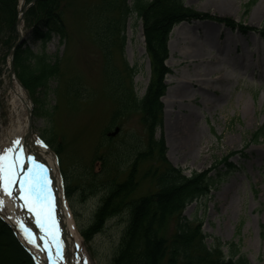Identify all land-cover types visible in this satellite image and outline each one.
<instances>
[{
  "label": "rangeland",
  "instance_id": "1",
  "mask_svg": "<svg viewBox=\"0 0 264 264\" xmlns=\"http://www.w3.org/2000/svg\"><path fill=\"white\" fill-rule=\"evenodd\" d=\"M76 1L57 2V11L65 15L69 34L74 33L71 41H62L57 35L43 50L31 33L27 35L30 50L45 51L60 59L62 74L51 79L47 89L31 93L35 104L32 126L36 134L49 141L52 135L47 129L52 128L65 142L58 153L60 167L66 187L74 184L70 205L84 252L90 264H111L125 228V215L105 219L100 231L94 232L88 240L84 238L82 229L92 223L103 192H88L89 195L82 197L80 184L103 170L102 160L96 155L102 134L103 139L106 135L112 138L119 149L128 135L147 141L149 133L143 115L135 111L126 118L124 130L118 121H111L115 105L102 87V72L109 59L116 58L123 66L125 57L129 64L138 67L134 81L142 96L150 79L154 78L153 65L141 19L136 16L129 19L123 43L113 34L121 45L119 51L110 45L112 57L103 50V40L99 42L95 34L90 38V34L74 22ZM82 1L92 2V7L96 3V0ZM182 1L196 13L192 21L175 25L171 32L169 56L165 61L171 73L166 76L168 87L162 98L163 109L153 140L164 138L167 155L188 175L210 170L217 164L218 169L226 171V162L222 161L234 154L229 158L232 164L227 173L218 174L219 180L210 185L208 197L193 201L185 213L189 218L202 221L207 242L219 238L226 250L227 243H240L252 264H264V137L258 143L252 141V133L264 124V0ZM250 1L254 3L246 8ZM204 15L217 21L195 19L206 17ZM226 18L234 20L236 26L226 23ZM28 30L24 27L26 34ZM9 35L13 38L14 32L5 34L0 46V141L3 128L9 125L10 114L1 95L5 90L4 78H9ZM79 75L85 79L76 89L85 96L74 102V92L69 94V88L74 91V77ZM106 83L105 79L104 87ZM55 105L58 107L54 118L48 121L42 115V108L49 107L52 111ZM26 114L21 107L22 119ZM183 115L187 120L186 135L182 131ZM127 128L129 130H125ZM132 162L127 159L119 164L115 178H123ZM218 169H213L211 174L215 176ZM142 172L143 169L139 177ZM149 184L148 179L142 180L135 195L149 191Z\"/></svg>",
  "mask_w": 264,
  "mask_h": 264
},
{
  "label": "trees",
  "instance_id": "2",
  "mask_svg": "<svg viewBox=\"0 0 264 264\" xmlns=\"http://www.w3.org/2000/svg\"><path fill=\"white\" fill-rule=\"evenodd\" d=\"M18 0H0V42L5 34L15 32ZM58 0H37L26 13L29 27L33 26L32 38L40 39L45 45L52 32L61 36L68 33L64 14L57 11ZM78 0L74 3V22L90 30L105 51L110 45L120 49L121 43L112 36L116 34L122 43L128 18L138 14L144 22L148 52L152 61L154 78L147 94L140 98L134 91V74L137 67L131 66L125 57L121 66L116 58L109 59L103 69L105 91L112 99L115 111L112 121L127 117L132 112L142 114L149 139L146 141L128 135L118 149L112 138L105 136L97 146V157L102 160L100 175H91L82 184L83 192H103L101 202L94 214L92 224L84 230L88 240L100 231L105 219L125 215V228L111 264H250L244 255L236 257L239 250L225 255L220 242L208 245L204 239L201 223L183 214L187 203L206 194L200 180L211 182L212 177L196 173L188 177L180 168L167 161L163 141H154V130L160 122L163 103L160 98L165 89L164 77L168 69V34L172 25L184 18L192 17L196 10L182 4V0ZM247 6H250L249 3ZM92 7V8H91ZM109 36H107V35ZM110 38L112 40H110ZM13 42L9 35L8 46ZM123 49V46L121 47ZM110 55L111 52H110ZM114 57V55H112ZM18 74L33 91L46 86L48 80L59 74L56 61L45 53H35L20 48L16 55ZM110 79V80H109ZM85 96L74 88V100ZM264 126L253 133L255 141L264 134ZM104 137V136H103ZM106 142L105 144L103 143ZM103 150V153L98 151ZM157 155V166H148L145 176H150L157 189L148 196L133 197L138 190L139 170L145 159ZM131 159L130 168L123 178H115L118 165ZM116 161V162H115ZM149 180V179H148ZM87 184V185H86ZM78 187V186H77ZM0 264H33L22 249L11 229L0 221Z\"/></svg>",
  "mask_w": 264,
  "mask_h": 264
},
{
  "label": "snow or ice",
  "instance_id": "3",
  "mask_svg": "<svg viewBox=\"0 0 264 264\" xmlns=\"http://www.w3.org/2000/svg\"><path fill=\"white\" fill-rule=\"evenodd\" d=\"M40 144L43 145V141H40ZM20 145L21 141L16 140L12 147L0 152V193L6 194L13 200L23 201L22 207L35 216V223L42 233L39 235L42 243L38 244L37 234L26 227L23 221L17 220L24 239L41 251L47 252L52 264H60L64 259L63 242L53 214L58 193L54 195L48 168L43 163H37L31 156L25 161L24 149ZM26 162L30 165L27 168H25ZM3 208L4 201L0 199V211ZM53 255L56 259H53Z\"/></svg>",
  "mask_w": 264,
  "mask_h": 264
},
{
  "label": "bare ground",
  "instance_id": "4",
  "mask_svg": "<svg viewBox=\"0 0 264 264\" xmlns=\"http://www.w3.org/2000/svg\"><path fill=\"white\" fill-rule=\"evenodd\" d=\"M24 0H21V4L24 6L23 3ZM222 9H225V7L221 6ZM5 90L1 92V95L4 98L5 106L9 110V125L3 128L2 136L0 141L1 146H5L6 143H12L16 140L21 141L20 147L24 149V152L26 151V148L28 150L30 149V154L35 153L37 151V155L42 159L43 164L45 166H49V172L50 177L53 178L54 173L56 172L58 174L57 170V164L55 162V158L53 153L46 147H44L42 144H40V141L38 138H35V140L32 143L33 135H31L28 132V120L29 118L27 115L26 117H21L20 115V108L24 107L25 109L30 107V102L28 100V97L26 95L25 89L21 86L19 80L16 77H5ZM186 125L187 120L185 118V115H183L182 118V128H183V134L186 135ZM6 132L3 134V132ZM3 142V143H2ZM24 145V147L22 146ZM35 145V146H34ZM31 156V155H30ZM55 177V176H54ZM54 195L58 193V197L55 199V207L54 211L59 215L61 218V233L65 236V239L67 238L68 246L67 250L69 254L67 256L69 257V264H85V258L82 257L81 252L78 251L76 245L73 240V236L75 237L77 235V232L74 229V218L73 214L70 211V208L66 202V199L62 192L61 187V181L60 177L58 175V178L56 182L54 183ZM15 195V192H14ZM5 200L7 201L8 205L10 206V209H4L5 215L8 216V219L13 223V225H17V220L21 218H26L29 228L32 230L34 229L35 223V216L30 213L26 208L22 207L23 201L22 200H13L11 197H5ZM16 205V206H15ZM13 207V208H12ZM58 219V217H57ZM18 232H20L18 230ZM22 238L24 239V236L20 233ZM25 240V239H24ZM41 244V243H40ZM33 246V245H30ZM35 250L41 253L40 249L37 247H34ZM75 260H72V256ZM67 262L61 261L60 264H66ZM49 264V263H47Z\"/></svg>",
  "mask_w": 264,
  "mask_h": 264
},
{
  "label": "water",
  "instance_id": "5",
  "mask_svg": "<svg viewBox=\"0 0 264 264\" xmlns=\"http://www.w3.org/2000/svg\"><path fill=\"white\" fill-rule=\"evenodd\" d=\"M22 40H23V37L21 36L19 42H17L15 47H17L21 43ZM14 53H15V50H13V55H14ZM11 66H12V72H14V61H12V65Z\"/></svg>",
  "mask_w": 264,
  "mask_h": 264
}]
</instances>
